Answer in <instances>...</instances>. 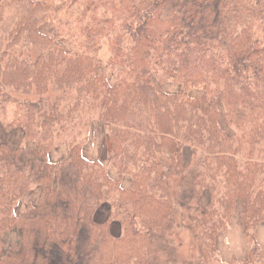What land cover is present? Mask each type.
Segmentation results:
<instances>
[{
    "label": "trees",
    "instance_id": "1",
    "mask_svg": "<svg viewBox=\"0 0 264 264\" xmlns=\"http://www.w3.org/2000/svg\"><path fill=\"white\" fill-rule=\"evenodd\" d=\"M12 1L25 12L4 50L0 37V115L15 104L8 127L21 128L33 144L0 143V251L9 231L18 229L21 239L20 250L3 254L0 264H154L161 252L157 237L172 230L177 205L190 218L205 264H240L213 254L239 204L249 243L257 241L256 224L264 220V35L257 34L264 0H176L179 7L167 13L173 0H68L83 5L72 41L80 50L70 51L59 32L46 34L38 25L52 22L65 4ZM229 19L234 27L226 32ZM103 39L118 76L114 85L98 73ZM15 45L38 53L9 55ZM154 80L181 89L161 91ZM69 91L74 96L63 103ZM143 116L146 133L133 121ZM96 118L119 177L84 154L86 138H74L65 159L48 160L71 127ZM183 143L192 146L188 163ZM161 159L179 178L180 202L159 170ZM191 163L200 167L195 174L186 172ZM125 173L133 179L129 188L122 186ZM33 185L41 187L39 201L17 215L14 207ZM206 190L213 201L204 205ZM104 202L112 211L99 222ZM260 251L250 249L241 264H264Z\"/></svg>",
    "mask_w": 264,
    "mask_h": 264
},
{
    "label": "rangeland",
    "instance_id": "2",
    "mask_svg": "<svg viewBox=\"0 0 264 264\" xmlns=\"http://www.w3.org/2000/svg\"><path fill=\"white\" fill-rule=\"evenodd\" d=\"M43 1V0H37ZM57 5L65 4L64 8H61V11L58 13L57 17L51 22L47 21L45 23H39V29L41 32L55 35L56 32L60 34V41L64 44L67 51L70 50H80V47H73L72 41L76 42L79 32L77 30L78 20L77 17L82 10V1L68 5V0H53ZM246 3V2H245ZM0 5L4 6L3 9V20L0 26V37L3 40L1 50H4L9 39V32L13 34V30L17 29V26L22 23L21 15L25 12L21 8V2L17 4L12 0H0ZM178 3L176 0H173L168 9L164 11L167 13L168 10L173 8H178ZM263 26V27H262ZM230 27H234L231 24V19L227 20L226 32L230 31ZM263 29V30H262ZM264 24L259 23L257 28L258 36H263ZM81 38V37H80ZM37 50L30 49L28 46L22 47L21 45H15L8 54L12 56H30L37 55ZM109 49V43L106 39L102 40V47L99 51V58L103 61L101 66L98 68V73L104 74L110 84H116L118 82V76L116 72L113 71L112 66L108 63V60L111 56ZM154 84L158 90L166 92H176L181 89L180 85L175 82L170 83H158L157 80H154ZM11 95L15 98H25L23 94L13 91L12 89L8 90ZM60 92V91H57ZM195 93V91H193ZM195 94H199L197 91ZM59 95V94H58ZM61 96V95H60ZM66 101L70 100L74 96L73 91H69L66 95H63ZM30 98H32L30 96ZM85 100H88V97H85ZM86 105H83V107ZM15 111V104L10 103L7 106V112L0 115V143H8L16 149H23L25 147H32L30 141H27L24 135V132L21 128H12L8 127V122L12 118ZM83 111H87L85 107ZM96 114L97 112L94 111ZM76 117L77 115L74 114ZM88 117H91L89 111L86 112ZM95 115V114H94ZM81 126L71 127L61 138L59 144L50 152L48 160L57 163L60 159L68 155L69 144L75 138L81 140L86 138L84 144V154L89 157L90 160H98L104 163L107 167L109 174L113 178L120 176L118 170L112 166V152L111 146L107 134L104 130L103 122L96 119H89L90 124L83 125L85 119H81ZM135 123H141L144 133L147 132V120L144 119V116L141 119H134ZM222 122L226 128L227 124L224 122L222 117ZM229 129V128H228ZM232 133V131H230ZM184 161L189 162L193 156L192 146L188 143L182 144ZM26 153H22L20 159L26 157ZM165 156L169 158V153H165ZM264 160V154L261 157ZM111 160V161H110ZM159 170L164 171L166 181L170 187V191L173 195L175 202H180V189L177 187V182L179 178L170 172L166 167L162 166V159L159 160ZM194 171V174L200 170V167L194 168L192 163L188 166L186 172ZM122 176V186L124 188H129L133 185V179L131 174H123ZM41 196V187L38 185H33L32 190L25 195L22 199L17 202V205L14 207V213L20 215L26 211L27 206L30 203H37ZM213 201V196L209 191H204L201 195L202 204H208ZM112 209L110 202H104L100 208L97 210L95 218L97 221L102 222L108 218ZM264 223L263 221H259ZM112 233L116 236L122 233V229L118 222L112 224ZM255 233L257 236V241L253 244L249 243L245 237L242 224L240 222L239 211L232 215V222L229 230L225 233L220 234L218 242L216 243L218 253L213 254L215 258L222 262H231L236 260L238 263H244L247 261L249 256L250 249L258 247L261 249L262 257L264 259V231L260 230L259 232L255 228ZM21 241L18 229H14L6 233L3 240L1 241V251L0 259L3 254L16 253L20 250ZM157 243L160 244L161 252L159 257L154 260V264H205L206 257L199 247L200 243H197L196 232L193 231L190 218L181 205L176 206L174 226L169 233L159 234L157 237ZM98 254V246L92 252V259L96 258ZM210 257V256H209ZM211 258V257H210ZM260 264V263H257Z\"/></svg>",
    "mask_w": 264,
    "mask_h": 264
},
{
    "label": "crops",
    "instance_id": "3",
    "mask_svg": "<svg viewBox=\"0 0 264 264\" xmlns=\"http://www.w3.org/2000/svg\"><path fill=\"white\" fill-rule=\"evenodd\" d=\"M8 144V143H7ZM68 156V155H67ZM67 156H65V157H67ZM65 157H63L62 159H60V160H63V159H65ZM89 158V157H88ZM59 160V161H60ZM241 210V204H239V209H238V211H239V216H240V211ZM231 222H232V219H231ZM240 222H241V219H240ZM241 224H242V222H241ZM242 227H243V225H242ZM256 229H257V231L259 232L260 230H263L264 231V223L263 222H258L257 224H256ZM229 230V229H228ZM227 230V231H228ZM226 231V232H227ZM243 231H244V227H243ZM244 234H245V231H244ZM246 237V236H245ZM257 237V236H256Z\"/></svg>",
    "mask_w": 264,
    "mask_h": 264
}]
</instances>
